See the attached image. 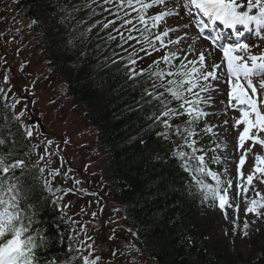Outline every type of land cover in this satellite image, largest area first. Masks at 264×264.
<instances>
[{
    "label": "snow or ice",
    "instance_id": "1",
    "mask_svg": "<svg viewBox=\"0 0 264 264\" xmlns=\"http://www.w3.org/2000/svg\"><path fill=\"white\" fill-rule=\"evenodd\" d=\"M57 2L60 11L65 13L62 21L75 19V14L84 9H91L88 19L104 12L112 17L95 20L86 32L98 28L99 36L107 31L105 42H116L117 48L126 53L121 55L114 50L111 57L105 58V63L111 59L116 72L126 77L125 83L131 82L132 88L140 90L138 104L142 118L149 122L148 130L154 132L160 146L167 145L163 156L154 149L151 159L167 163V157L173 161L187 174L185 187L188 195L199 194L202 202H218L221 210L233 207L238 220L239 205L230 204L228 198L232 180L222 181L206 160L211 151L210 162L220 163L216 149L226 148V144L215 143L217 134L213 131L214 126L205 123L200 128V123L207 116L215 115L206 111L213 106V93H224L226 109L230 107L239 113L238 118H233V126H243L238 137L239 147L243 148L248 141L253 147L257 144L264 147V137L261 136L264 133V52L252 54L251 47L257 46L250 47L242 39L246 33H254L264 39L261 35L264 33V0H182V3L175 0H83L79 5L72 4L71 0ZM168 3H174V7L167 8ZM158 6H164L166 10L149 15V10ZM97 8L101 12L98 13ZM181 11L190 17L193 11L196 13L198 32L194 38L187 32L177 39L170 37V33L180 31L181 27L189 28L191 21L176 28L153 31L159 29L166 18L180 17ZM85 22L76 20L77 25ZM218 25L230 30V34L217 30ZM74 31L75 27L69 31L67 40V44L72 46L78 39L73 35ZM200 38L209 41L211 49L218 48L222 52L220 62L212 60L209 63L210 51H197L187 43V51L180 48L166 51L163 56L143 66L146 58L161 49H168L169 45L178 46L182 41ZM132 41L135 43H130ZM136 44L140 45L139 49ZM179 53L184 54L181 57ZM193 54L195 58L189 59L188 56ZM23 67L21 65V69ZM222 83L226 85L224 89L220 88ZM8 84L9 77L5 74L0 82V264H100L101 257L94 255L93 245L82 241L77 242L79 247L69 243V250L63 257L49 254L52 245L45 228L39 223V208L51 197H55L54 204L63 199L57 195L63 189L53 186V180L61 173L59 168L50 167L54 153L49 152L47 146L53 144L51 140L45 138L41 141L45 145L43 153L37 160H32L33 151L40 147L32 140L41 134L36 125L26 123L28 104L23 103L12 87H7ZM18 105L22 107L18 109ZM201 132L212 134L214 148L198 147ZM248 151L251 149L241 155L239 167L245 164ZM239 176L245 181L236 185L237 195H244L245 215L254 214L258 219H264V193L253 189L254 178L264 183V156H255L252 174L245 178L239 172ZM207 177L215 183H207ZM250 189L254 191L252 197L248 195ZM233 225L238 227L235 220ZM249 227L245 220L244 237L249 235ZM132 234L136 236L135 232ZM70 240H75V236ZM112 255L116 256L117 251ZM258 259L264 260V253Z\"/></svg>",
    "mask_w": 264,
    "mask_h": 264
},
{
    "label": "trees",
    "instance_id": "2",
    "mask_svg": "<svg viewBox=\"0 0 264 264\" xmlns=\"http://www.w3.org/2000/svg\"><path fill=\"white\" fill-rule=\"evenodd\" d=\"M13 2L22 18L31 23L38 21L30 28L41 52L49 58V73L52 78L64 80L65 96L75 100L93 129L109 188L122 205L123 223L137 233L141 253L157 264H264L258 258H232L224 246L208 243L204 229L191 222L195 201L185 187L187 174L167 157V163L151 159L154 149L163 156L167 145L160 146L154 132L148 130L149 122L142 118L138 104L140 90L132 88L131 82L125 83L126 77L116 72L111 59L105 63L114 50L121 55L126 53L118 51L113 42L111 49L102 54L101 33L97 38L87 35L88 39L74 31L78 39L74 46L67 44L69 31L77 25L74 19L62 21L65 13L60 11L57 0ZM77 2L82 1L71 0L72 4ZM81 15L82 11L75 17ZM151 62L152 59L146 58L143 66ZM141 140L145 143H140ZM44 195L47 197V193ZM59 215L51 207L50 199L42 202L39 223L50 238L49 254L63 257L71 240ZM259 253H264V246Z\"/></svg>",
    "mask_w": 264,
    "mask_h": 264
},
{
    "label": "rangeland",
    "instance_id": "3",
    "mask_svg": "<svg viewBox=\"0 0 264 264\" xmlns=\"http://www.w3.org/2000/svg\"><path fill=\"white\" fill-rule=\"evenodd\" d=\"M175 2L179 1L175 0ZM166 7L173 8L174 3H168ZM10 9L12 10L11 3H9L8 0H0V81L2 82L3 76L7 74L9 77V84L7 87H12L16 95L21 97L22 102L28 104V109L26 110V123L29 125H36L37 130L41 134L32 140L34 144L40 145V147L36 149V157L38 158V156L43 153V148L45 147V145L41 143L43 139L46 138L53 141L52 145L47 146L49 152L54 153L52 158H54L55 161L52 160L51 165L53 168L61 169V174L67 177L65 186L72 187L71 182L76 183V181H80V183L76 184L81 185V182L86 183L85 180H87L90 184V186H88L89 190L87 191L96 194L98 197L92 205L76 203V206H73L69 204L66 211L73 226V234L80 237L82 242L93 245L94 255L101 256L100 264H155L144 259L140 255H136L132 260L127 256L123 259L125 261L121 260L122 258L118 255L119 251H117L116 256L112 255L113 251L111 248L113 247L115 250L122 243L114 245V239H109L108 235L111 233H113L114 236L125 235L130 245L133 244V239L129 236L127 230L122 229L118 221L120 212L118 205H115L106 194L104 181L102 179V170H104L103 158L101 154L96 151L94 134L77 105L70 99L62 97L63 95L60 92L61 87L59 84L57 82L48 81V79L43 77L44 67L38 47L29 46L31 35L26 29V23L18 20ZM163 10H166L164 6L154 7L152 8L151 15ZM180 17H184L182 13ZM180 17L173 16L166 18V22L161 24L159 29H155V31H163L164 28H173L170 19L178 20ZM13 18L15 21L12 20ZM185 19V22L189 23L188 17ZM6 28L8 30H6ZM191 36L195 37L192 32ZM170 37L174 39V33H170ZM201 43L204 44L201 39L195 40L194 49L197 51L205 50ZM262 43L264 42L260 44ZM171 47L174 48V51L177 50L176 46ZM254 51L258 52L260 48H255ZM12 53H16L17 55L13 57L15 60L11 61ZM181 54L183 55L184 53ZM188 58L194 59L195 55H189ZM176 63H178V61H176ZM21 65H24L23 69H21ZM225 87V84H220L221 89ZM213 98V106L206 108V111L215 113L214 111L217 110V107H222L223 113L218 116H207L205 120L201 121L200 127L201 125L204 126L205 123L211 126L218 124L216 123L218 120L217 118L221 119L223 124L224 121H228V124L223 125V134L217 133L215 127H213V131L217 134L215 136V141L218 140L222 142V144H225L226 141L228 142L226 148L223 149L226 155L232 157L235 153L234 144L238 142L239 133L243 130V126L239 128L233 126V118H238L239 113L232 110L230 107L226 109V94L222 93L218 95L213 93ZM33 101H35V103H32ZM21 107L22 105H20V108ZM221 121H219V125ZM219 128L221 129V127ZM261 136L264 137V133H262ZM200 139H205V134L203 132L200 133ZM249 148L251 151L247 152L245 157L246 162L241 167L243 173H246L247 176L253 173L255 156L257 154L264 156V147L261 146L257 149V147H253L252 143L249 141L241 148L240 155H243ZM239 161L240 158L237 161L238 167ZM66 164L74 166L73 169L76 170L73 171H76L79 177L80 175L83 176L82 180L73 176V173L70 171L69 167H66ZM230 171V174H238V171H234L233 165ZM62 175L57 176L53 182L61 179ZM243 176L246 178L245 175ZM256 176H259V174L257 173ZM241 183H245V181H242L239 175H235L232 180V187L228 190L230 204L239 205V219L237 220V214L233 207H227L221 210L218 202H214V207L210 209V215H215L218 210H221L220 217H217L215 222H206L201 216V223H207L209 238L225 241L231 255L240 254V257H243L248 253L256 251V247L253 246L254 240H252V238L257 232L264 229V219L252 217L251 226L248 229L249 235L247 237L242 235L244 220L241 218L245 214L247 205L244 195H237L238 189L236 185ZM253 189L255 191H264V183H262L260 179L254 180ZM248 195L249 197L254 196V191L250 189ZM80 198L83 199L82 197ZM67 199L70 201L72 197L69 196ZM78 200L79 198H76V201ZM99 212H101V217L97 219V213ZM112 212L114 213V215H112L114 219L111 218ZM225 212L227 213V219L225 218ZM93 213H95V215H93ZM248 215H245V217ZM105 217H107L108 225L104 224ZM243 219L248 220L249 217ZM234 220L238 227L234 228ZM253 221H255V223H253ZM103 228H106L107 235L101 240V236L96 237V235L99 234ZM81 229L83 230L81 231ZM84 254L87 255V251H85Z\"/></svg>",
    "mask_w": 264,
    "mask_h": 264
},
{
    "label": "bare ground",
    "instance_id": "4",
    "mask_svg": "<svg viewBox=\"0 0 264 264\" xmlns=\"http://www.w3.org/2000/svg\"><path fill=\"white\" fill-rule=\"evenodd\" d=\"M170 23L173 25L174 28L178 27V26H182L185 24V17H180L178 20H174V19H170ZM192 27L190 26L189 28L187 29H184L181 27V30L180 31H177L175 32L174 34L177 36V37H182L184 36L185 32L189 33L191 32ZM189 35V34H188ZM190 36V35H189ZM191 37V36H190ZM190 43L192 44V42L190 41ZM182 49H184L186 51L187 49V45H184L182 47ZM205 51H210V57H209V63L212 61V60H215L216 62H218L215 58V52L213 50H211L210 48H206ZM217 115L219 114H222L223 113V108L222 107H217V110L214 111Z\"/></svg>",
    "mask_w": 264,
    "mask_h": 264
}]
</instances>
